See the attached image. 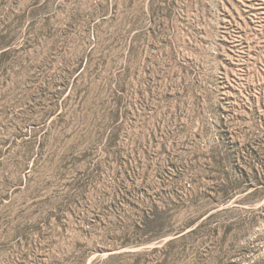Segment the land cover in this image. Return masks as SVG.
<instances>
[{
    "label": "rangeland",
    "instance_id": "obj_1",
    "mask_svg": "<svg viewBox=\"0 0 264 264\" xmlns=\"http://www.w3.org/2000/svg\"><path fill=\"white\" fill-rule=\"evenodd\" d=\"M263 140L264 0H0V264L263 260Z\"/></svg>",
    "mask_w": 264,
    "mask_h": 264
},
{
    "label": "trees",
    "instance_id": "obj_2",
    "mask_svg": "<svg viewBox=\"0 0 264 264\" xmlns=\"http://www.w3.org/2000/svg\"><path fill=\"white\" fill-rule=\"evenodd\" d=\"M255 145L258 146V150L254 152V155L256 156V160H258L257 161L258 165L255 168V171H256L257 175L259 176V180L257 181V187H256L257 189L255 192H261L262 191V193L264 195V140L262 141V144H261V141H259V143H256ZM246 155H248L247 149L245 150V160L247 159V157L253 156V155H249V156H246ZM253 194H254V192H253ZM154 210L157 212L158 209L156 208V206L154 207ZM161 214L156 216V217H158L159 220H162L163 215H161ZM248 214H250V216L245 220V226L250 225L255 221L264 222V205L261 208H259L258 211L249 210ZM254 214H257V216H254ZM201 217H203V216H201ZM201 217L197 218V219L193 220L192 222L187 223V224H185L179 228H171L170 230H167V231H165V229H162V232L158 231L157 234H154V236H152L151 238L145 239V240L148 242H153L154 240H157V241L161 240L166 236L181 235L188 228H190L192 225H194L196 222H198L201 219ZM216 217H217V214L212 213L205 220H203L201 223H199L195 229L187 232L186 234L182 235L181 237H178V238H175V239L168 241V243L165 245V248H167V247L172 248L176 244H178V243H180V242H182V241H184L190 237L197 235L205 226H207V224L210 221H212ZM163 225L164 224L161 223L160 227H163ZM234 225H235V222H232L230 224V227H229V231L231 230L230 233L232 232L231 228ZM147 237H149V236H147ZM228 240H229L228 236H226V238L224 239V243H222V244L226 245L227 244L226 242ZM210 242L211 241H208V242L202 241L201 244L198 247H196V249H195L196 251L193 252V255H191L188 252V253L182 255L181 259H185L187 257V260L191 261L189 264H215L217 262V260L220 258V255H222V252L223 253L226 252L225 251L226 249L224 247L223 248L222 247L221 248L220 247H214L213 242H211L212 244H210ZM172 261H173V263L176 262V259L174 256H173ZM161 264H166V263L161 262ZM167 264H171V263L167 262ZM176 264H178V263H176ZM253 264H264V259L257 261Z\"/></svg>",
    "mask_w": 264,
    "mask_h": 264
}]
</instances>
